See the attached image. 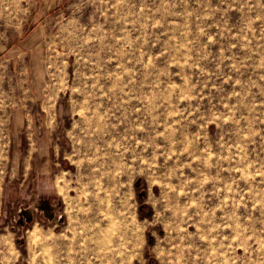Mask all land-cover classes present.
<instances>
[{"label": "rangeland", "instance_id": "rangeland-1", "mask_svg": "<svg viewBox=\"0 0 264 264\" xmlns=\"http://www.w3.org/2000/svg\"><path fill=\"white\" fill-rule=\"evenodd\" d=\"M0 21L24 24L0 264H264V0H0Z\"/></svg>", "mask_w": 264, "mask_h": 264}, {"label": "crops", "instance_id": "crops-1", "mask_svg": "<svg viewBox=\"0 0 264 264\" xmlns=\"http://www.w3.org/2000/svg\"><path fill=\"white\" fill-rule=\"evenodd\" d=\"M23 27H24V24L18 25L15 23L7 24L4 26V24L0 21V61H1V59L3 60V58L11 59L14 54L18 55L17 51H19V50L17 49V46L7 48V45L10 44L12 41L16 40L17 37H20V35L23 31ZM4 51L5 52L7 51V52L5 53ZM12 51L14 52V54H10V52H12ZM2 117H3V115L0 112V138L3 137L1 134V130L3 129L2 121L4 122V119ZM1 152H2V150L0 149V156H1ZM1 164H2V162H1V158H0V167H1ZM38 195H39L40 199L42 198L41 200H43V201L47 200V198H46L47 196H45L46 191H45V193H43V192L38 193ZM6 222H7V220L0 221L1 224H5ZM0 228H2V227L0 226ZM3 228L6 229V226L4 225ZM9 239H10L9 233L0 232V247H1V249L5 248V245ZM6 260H7V258H6Z\"/></svg>", "mask_w": 264, "mask_h": 264}, {"label": "bare ground", "instance_id": "bare-ground-1", "mask_svg": "<svg viewBox=\"0 0 264 264\" xmlns=\"http://www.w3.org/2000/svg\"><path fill=\"white\" fill-rule=\"evenodd\" d=\"M33 234H34V231L32 232V235H33ZM139 238L141 239V237H140V233L138 234V239H139ZM128 258H129L130 261H133V259H134V255L131 254V255H129Z\"/></svg>", "mask_w": 264, "mask_h": 264}]
</instances>
